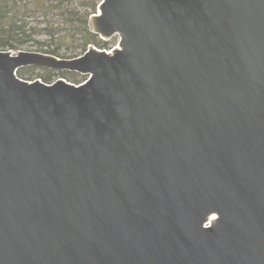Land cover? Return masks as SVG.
Here are the masks:
<instances>
[{"label":"water","instance_id":"1","mask_svg":"<svg viewBox=\"0 0 264 264\" xmlns=\"http://www.w3.org/2000/svg\"><path fill=\"white\" fill-rule=\"evenodd\" d=\"M89 27L118 45L0 51V264H264V0H102Z\"/></svg>","mask_w":264,"mask_h":264},{"label":"trees","instance_id":"2","mask_svg":"<svg viewBox=\"0 0 264 264\" xmlns=\"http://www.w3.org/2000/svg\"><path fill=\"white\" fill-rule=\"evenodd\" d=\"M76 2H81L88 9L82 11L76 6ZM99 4L100 1L97 0H0V51L22 50L33 36L27 28L37 30L31 27L30 20L40 18L43 20L42 26L45 25L42 29L40 27L39 32L49 38L55 47L38 52L71 59L85 54L91 45L100 49L108 48L109 42L93 34L89 27L90 17L97 13ZM56 17L58 21L55 20ZM64 52H72L73 55L69 57ZM26 70L33 73L41 70L45 74L38 75V78L47 84L53 83L55 77L76 84H81L87 79L86 76L69 71L58 72L36 67L20 69L19 77L30 81L35 79L31 78L32 75L28 76ZM73 75L82 80L69 78Z\"/></svg>","mask_w":264,"mask_h":264},{"label":"rangeland","instance_id":"3","mask_svg":"<svg viewBox=\"0 0 264 264\" xmlns=\"http://www.w3.org/2000/svg\"><path fill=\"white\" fill-rule=\"evenodd\" d=\"M97 1H100L101 2L102 0H97ZM76 6L79 7L82 11L88 9V8H86L85 5L83 6V4L81 2H78V3L76 2ZM83 8H85V9H83ZM55 20L58 21V18L56 17ZM42 22H43V20L41 18L40 19H31L30 20L31 27H35L37 30L35 31V30H30L29 28H27L29 34H32L33 36L31 37V39H29L30 40L29 43L24 46V48L22 49V51H36V52H38L39 50H42V49L43 50H47V49H50V48L55 47L54 44H51V42L49 41V38H47L46 36H44V34L42 32H39L40 27L42 29V27H44V25H45L44 24L42 26ZM38 42H40V43H38ZM41 42H44V43H41ZM105 42H109V47L108 48H104L103 47V48H101V50H108V51H110L116 45H118V43H119V37H114L113 39L108 40V41H105ZM98 49H100V48H98ZM64 54H67L69 57L73 55L72 52H67V53L64 52ZM26 74L28 76H31L32 75L31 76L32 79H40V78H38L39 77L38 75H43L45 73L44 72H41V70H37V71H35V73L31 72L30 70L29 71L26 70ZM69 78L82 80V78H80V77L78 78L75 75L70 76ZM58 79H60V78L55 77L53 82H56ZM62 79H64V78H62ZM65 80H67V79H65ZM67 81H69V80H67ZM69 82H71V81H69ZM71 83H74V82L72 81ZM74 84H76V83H74Z\"/></svg>","mask_w":264,"mask_h":264}]
</instances>
